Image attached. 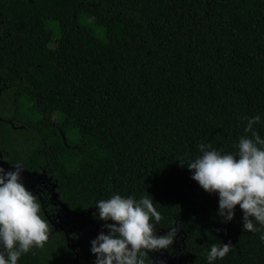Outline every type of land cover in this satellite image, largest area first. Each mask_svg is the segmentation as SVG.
Segmentation results:
<instances>
[{"label": "trees", "instance_id": "trees-1", "mask_svg": "<svg viewBox=\"0 0 264 264\" xmlns=\"http://www.w3.org/2000/svg\"><path fill=\"white\" fill-rule=\"evenodd\" d=\"M255 114L264 136V0H0V150L45 152L58 199L77 214L114 193L152 197L160 229L177 226L189 252L176 264H207L219 242L230 250L213 264H264L238 205L222 223L217 196L180 163L200 142L234 151ZM67 237L50 226L17 264H77Z\"/></svg>", "mask_w": 264, "mask_h": 264}, {"label": "clouds", "instance_id": "clouds-1", "mask_svg": "<svg viewBox=\"0 0 264 264\" xmlns=\"http://www.w3.org/2000/svg\"><path fill=\"white\" fill-rule=\"evenodd\" d=\"M245 119L244 134L237 137L234 151L200 142V154L180 163L191 170V178L204 191L217 196L216 214L222 223L233 219L238 205L242 230L259 233V240L264 242V136L253 127L261 115ZM12 165L9 169L0 166V264H17L22 254L42 248L50 233L40 201L22 182L23 167ZM92 204L93 218L103 221L89 242V251L95 254L93 264H145L148 252L168 249L177 237L175 225L157 234L161 213L147 195L114 193ZM230 246V242L212 243L204 253L207 264L223 258Z\"/></svg>", "mask_w": 264, "mask_h": 264}, {"label": "flooded vegetation", "instance_id": "flooded-vegetation-1", "mask_svg": "<svg viewBox=\"0 0 264 264\" xmlns=\"http://www.w3.org/2000/svg\"><path fill=\"white\" fill-rule=\"evenodd\" d=\"M48 121H49V126H53L57 131H59L61 140H62L63 135L61 132V127L58 126V123L60 120L58 119L57 115L51 113L48 117ZM28 136L29 138L34 137L31 135H28ZM63 142H64V138H63ZM66 146L74 147L75 145L66 144ZM5 155H6L5 152L0 150V159L6 162L7 165L13 166L12 164L19 163L26 170V172H29L32 174L31 178H28V179L21 178L22 182L24 183L26 188L31 189L36 194L38 200L41 203V210L44 216L45 215L47 216L49 222L51 223L50 226L54 229V231L56 230L59 233L63 231L67 236L70 237V238L67 237L68 241L70 239L76 240V243L74 242L70 243L72 249L75 250L74 251L75 257H72L69 260L74 261L77 264H85L80 260V257L82 258L83 256H80L78 252L81 250V252L86 254L87 256L85 260L86 262L93 261L95 255H92L93 253H90V251L87 252L90 246V243L88 242H90V239L94 238L95 235L97 234L98 230L96 228V225L100 229L101 228L100 226L103 223V221H100L99 219H94L92 212L91 214L89 213L80 214L79 213L81 215L79 216V214H77L76 212H73V211L71 212L70 210L65 209L63 208V206H61L60 204L61 202L58 199V194L54 196L55 186H53L54 184L52 183L53 176L52 174L51 175L48 174L49 168H47L48 161L46 159L45 152H43L39 156H35V157L23 156V158L18 157L19 159H16L15 157L7 159ZM76 215H78L79 217H77ZM75 216L78 218L77 220ZM84 228L86 229L87 233L85 236L79 239L76 235V231L84 230ZM159 228L160 227L157 225L156 230ZM160 230L161 232L157 231V234L164 233L162 228ZM104 231H107V230L104 229ZM180 242H181V250H179V247H178L179 246L178 243ZM182 242H183L182 237H180V240H176L175 238L172 244L173 246L172 252H170V250H167V249L160 250V251H150V253L152 254L151 260L155 264L156 263L158 264L159 260H163L164 264H168V262L170 263V254H173V256L178 254L179 257L184 256V255L187 256L189 252L187 251L182 252Z\"/></svg>", "mask_w": 264, "mask_h": 264}, {"label": "rangeland", "instance_id": "rangeland-1", "mask_svg": "<svg viewBox=\"0 0 264 264\" xmlns=\"http://www.w3.org/2000/svg\"><path fill=\"white\" fill-rule=\"evenodd\" d=\"M96 228H97L98 231L101 230V228L99 229L97 225H96ZM98 231H97V232H98ZM157 231H160V232H161L160 228L157 229ZM179 233H180V232H177V235H178V236H179ZM178 236L176 237V240H179ZM175 243H176V242H175ZM178 245H179V246H178V247H179V250H181V242L178 243ZM182 252H183V250H182ZM188 258H189V253H188L187 256L184 255V256H180V257H179L178 254L175 255V256H173V254H170V263L168 262V264H176V263H178V262H180V261H186Z\"/></svg>", "mask_w": 264, "mask_h": 264}, {"label": "water", "instance_id": "water-1", "mask_svg": "<svg viewBox=\"0 0 264 264\" xmlns=\"http://www.w3.org/2000/svg\"><path fill=\"white\" fill-rule=\"evenodd\" d=\"M0 166H2V167H4L5 169H9V168H12L13 166H9V165H7V163L6 162H4V161H2L1 159H0ZM31 173H29V172H26V170L23 168V170H22V172H21V178L22 179H28V178H31ZM54 196H56V193L54 194ZM61 204V203H60ZM61 206H63V208H64V205L63 204H61ZM66 209V208H65ZM178 232H180V230H178Z\"/></svg>", "mask_w": 264, "mask_h": 264}]
</instances>
